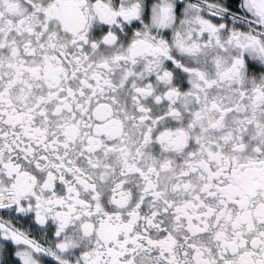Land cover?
Returning a JSON list of instances; mask_svg holds the SVG:
<instances>
[{
    "label": "snow or ice",
    "instance_id": "1",
    "mask_svg": "<svg viewBox=\"0 0 264 264\" xmlns=\"http://www.w3.org/2000/svg\"><path fill=\"white\" fill-rule=\"evenodd\" d=\"M0 264H264V0H0Z\"/></svg>",
    "mask_w": 264,
    "mask_h": 264
}]
</instances>
